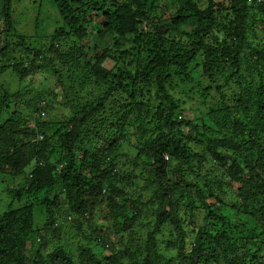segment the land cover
Instances as JSON below:
<instances>
[{
  "label": "trees",
  "instance_id": "obj_1",
  "mask_svg": "<svg viewBox=\"0 0 264 264\" xmlns=\"http://www.w3.org/2000/svg\"><path fill=\"white\" fill-rule=\"evenodd\" d=\"M14 1L0 176L29 168L6 186L28 201L0 213V264H264V0H49L59 21L37 40ZM64 69L97 92L61 121L39 93L22 118L29 75Z\"/></svg>",
  "mask_w": 264,
  "mask_h": 264
},
{
  "label": "rangeland",
  "instance_id": "obj_2",
  "mask_svg": "<svg viewBox=\"0 0 264 264\" xmlns=\"http://www.w3.org/2000/svg\"><path fill=\"white\" fill-rule=\"evenodd\" d=\"M12 16L15 23H17L16 29L17 32L21 34L20 37L25 39L32 38L33 40H37L38 37L42 39L46 37L47 39L54 30L55 22L57 23L59 21V17L49 0L44 2L40 0H15L12 8ZM114 65L115 63L109 60L104 63L106 69H112ZM42 74L43 75H29L27 80L23 83V85L27 87L23 91H20L21 94L25 95L23 99L19 100L16 111L22 118L27 120L37 115V113L33 112L32 106L28 105V101L31 102L39 93H44L43 97L49 105H51L47 107L45 115L42 118L61 121L66 120L70 115L71 105H68L69 99L73 100L77 96L79 103H82L91 91L94 90L95 93L97 92V89L92 87V85L81 84V80L78 79L76 74L70 73L67 69L61 71L56 77L44 73ZM14 78L15 77L10 74L0 75V92L2 88L7 89L11 95L19 91L20 89L17 85V81H11L12 79L14 80ZM203 82L207 84L205 80H203ZM197 83H199V81L195 79L194 84ZM184 92H186V89H184ZM198 96L196 95V90L192 91V93H188V96L184 98L186 105L199 106L197 100ZM188 101L192 102L188 103ZM13 109L14 106H11L10 111ZM186 116L191 119L193 117V112H188ZM2 118L5 119L6 116L3 114ZM127 133L126 131L125 134ZM129 152L132 154L134 153L131 150ZM25 172L26 175L24 177L21 175L14 180L8 179L9 177L7 176H0V213L6 211L9 206L18 209L22 204L25 205L28 201L27 198H23L20 201L19 199H12L6 192V186L8 184L9 187L13 189L17 188L20 181H27L29 168L26 169ZM194 213L197 221V217H200L201 213L199 211H194Z\"/></svg>",
  "mask_w": 264,
  "mask_h": 264
},
{
  "label": "clouds",
  "instance_id": "obj_3",
  "mask_svg": "<svg viewBox=\"0 0 264 264\" xmlns=\"http://www.w3.org/2000/svg\"><path fill=\"white\" fill-rule=\"evenodd\" d=\"M249 1H251V0H249ZM41 114H42V113H41ZM41 114H40V116H42ZM44 115H45V113L43 112V116H44ZM43 116H42V117H43ZM67 221H68V222L71 221L70 217H68ZM58 222H59V224H63V220H62V221H61V220H58Z\"/></svg>",
  "mask_w": 264,
  "mask_h": 264
},
{
  "label": "built area",
  "instance_id": "obj_4",
  "mask_svg": "<svg viewBox=\"0 0 264 264\" xmlns=\"http://www.w3.org/2000/svg\"><path fill=\"white\" fill-rule=\"evenodd\" d=\"M41 115L43 116V113Z\"/></svg>",
  "mask_w": 264,
  "mask_h": 264
}]
</instances>
